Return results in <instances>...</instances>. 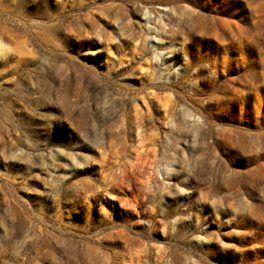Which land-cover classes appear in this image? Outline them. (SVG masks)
I'll return each mask as SVG.
<instances>
[{
	"label": "rangeland",
	"instance_id": "rangeland-1",
	"mask_svg": "<svg viewBox=\"0 0 264 264\" xmlns=\"http://www.w3.org/2000/svg\"><path fill=\"white\" fill-rule=\"evenodd\" d=\"M0 264H264V0H0Z\"/></svg>",
	"mask_w": 264,
	"mask_h": 264
}]
</instances>
